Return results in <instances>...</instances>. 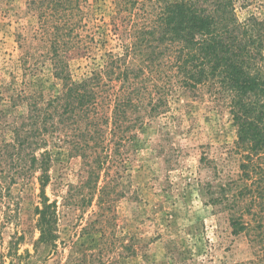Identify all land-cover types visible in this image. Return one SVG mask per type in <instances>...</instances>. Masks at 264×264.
Segmentation results:
<instances>
[{"label":"rangeland","instance_id":"obj_1","mask_svg":"<svg viewBox=\"0 0 264 264\" xmlns=\"http://www.w3.org/2000/svg\"><path fill=\"white\" fill-rule=\"evenodd\" d=\"M124 1L0 0V140H9L30 98L45 102L61 91L55 62L79 80L104 54L124 53L131 42L125 26L149 18L157 0H138L118 15ZM235 8L243 20L264 14V0H236ZM168 100L169 111L133 147L119 148L104 202L98 195L89 201L82 159L53 151L45 194L57 205L55 248L36 244V179L12 184L15 218L0 228V264H264V204L252 205L263 217L258 242L230 220L241 211L253 219L241 181L245 152L227 101L207 88L176 89Z\"/></svg>","mask_w":264,"mask_h":264},{"label":"trees","instance_id":"obj_2","mask_svg":"<svg viewBox=\"0 0 264 264\" xmlns=\"http://www.w3.org/2000/svg\"><path fill=\"white\" fill-rule=\"evenodd\" d=\"M137 1L118 5V15ZM154 2L149 18L145 14L141 23L125 26L131 42L124 53L104 54L87 76L73 80L66 66L55 62L61 91L45 102L30 98L26 113L11 125L9 140H0V228L15 218L10 186L34 178L39 186L36 244L55 248L57 205L45 194L53 151L62 148L80 157L89 201L98 195L104 202L119 148L129 150L147 124L169 111L173 91L195 94L207 88L227 101L237 145L245 152L241 181L249 198L245 213L253 220L245 221L242 211L230 214V220L234 231H253L250 237L258 242L263 217L254 216L252 205L264 204V14L241 20L236 0ZM113 29L120 31L115 23ZM243 199L242 192L240 198L235 195V206Z\"/></svg>","mask_w":264,"mask_h":264}]
</instances>
